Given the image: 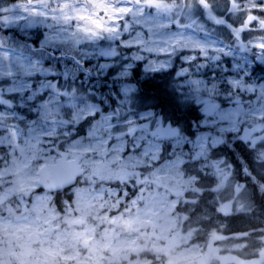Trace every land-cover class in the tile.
Here are the masks:
<instances>
[{"label": "rangeland", "instance_id": "rangeland-1", "mask_svg": "<svg viewBox=\"0 0 264 264\" xmlns=\"http://www.w3.org/2000/svg\"><path fill=\"white\" fill-rule=\"evenodd\" d=\"M34 25L64 42L62 54L95 44L187 73L173 81L199 112L193 135L159 117L149 128L129 116L117 129L107 112L68 129L60 121L77 124L97 108L89 102L66 118L51 93L25 118L7 94L23 95L44 68L29 50ZM10 26L22 32L5 33ZM222 54L239 65L264 58V0H0V264H220L217 252L264 264V211L222 149L241 140L264 172V81L246 79L251 65L223 86L210 80ZM61 150L81 153L84 173L56 201L38 171Z\"/></svg>", "mask_w": 264, "mask_h": 264}, {"label": "snow or ice", "instance_id": "snow-or-ice-1", "mask_svg": "<svg viewBox=\"0 0 264 264\" xmlns=\"http://www.w3.org/2000/svg\"><path fill=\"white\" fill-rule=\"evenodd\" d=\"M29 32L36 31L37 36L28 39L32 40L30 51L39 59L44 68L35 76L28 77L32 80L30 88H25L23 95L20 93H9V98H16L20 101L14 105L17 110H23L26 113L25 118L35 116L34 109H38L39 102L44 98H50V93L59 95V101H54L59 106L64 116L70 117L73 108L81 105H87L89 102L92 107H96L92 115L84 116L77 124H68L60 121L62 127L79 129L80 125L90 123L93 119L100 116L101 112L110 113L109 119L113 122L114 128H121L118 121L125 120L129 116L137 118L138 123L150 122L148 127L152 128L157 123L159 117L160 123L170 125H181L183 113L187 109V101L181 99L184 93L177 92L176 88H183L184 85H169L166 77L174 76L176 79H184L187 73L175 72L172 68L160 66L157 68H148L145 65L147 61L143 58L133 59L131 56L121 53H109L103 47L95 44L81 43L73 50L72 55L65 53L64 42L53 37L51 40L45 39V31L40 30V26H29ZM3 31L8 33L22 30L17 26L13 29L4 28ZM130 47V46H124ZM195 59H202L196 57ZM245 65L234 63V58L221 55L216 58L210 80L220 79L221 85L227 84L226 77L244 71L246 65L248 75L246 79H256L264 81V58L253 60L245 57ZM222 65V67L220 66ZM51 67L52 70H45ZM56 81V87L71 91L75 86L76 93L71 97L67 91L53 93L52 88L42 84L41 81ZM6 78L0 79V85L4 84ZM23 86V82H22ZM39 87V91H33ZM264 87V85H262ZM155 90V91H154ZM0 95H5L0 91ZM170 97L172 108L169 112L164 106L165 98ZM4 107L0 104V109ZM111 113H116L111 115ZM203 115V114H202ZM199 127H212L207 124L198 125ZM135 131L142 132L143 129ZM229 135H231L229 133ZM241 143V141H237ZM187 146V142H185ZM227 147L226 144L219 145Z\"/></svg>", "mask_w": 264, "mask_h": 264}, {"label": "trees", "instance_id": "trees-1", "mask_svg": "<svg viewBox=\"0 0 264 264\" xmlns=\"http://www.w3.org/2000/svg\"><path fill=\"white\" fill-rule=\"evenodd\" d=\"M32 33H37V32L32 31ZM36 36L37 34L34 37ZM19 37H20L19 39H13V37H10V38L15 42L16 45H18L19 43H24V41L21 39L22 36H19ZM165 79L169 85H175L173 81V76L166 77ZM175 90L177 91V88ZM180 98L183 99V97H180ZM186 101H187V109L183 113H181V115L183 116V121L181 125H179L178 127L181 129V131L184 134L193 135L194 132L191 130V126H193V124L197 120H199V112L195 105H193L192 103H189L188 100ZM164 106L167 108L169 112L171 111L172 100L170 97L165 98ZM83 125H80L79 129ZM237 141H241V140H237ZM237 141L233 144V146L230 147L229 151H226L225 148H222L223 152L228 157L231 166L233 165L232 167L237 173L239 180L245 181V183L250 188V191L252 193L254 207L264 211V189H262L260 186H256V183H260V182L264 183V172H261L260 174L256 168L257 166V161L255 159L256 149L248 148L242 142L237 143ZM245 165L247 166L246 168H244ZM241 171H244L248 175L249 178L248 177L240 178L241 176L239 175V173ZM247 171L249 172L247 173ZM63 192L64 190L58 191L55 194L56 201L58 200L59 195H61V193ZM232 219L236 220V217L234 218L232 217L230 221H232Z\"/></svg>", "mask_w": 264, "mask_h": 264}, {"label": "water", "instance_id": "water-1", "mask_svg": "<svg viewBox=\"0 0 264 264\" xmlns=\"http://www.w3.org/2000/svg\"><path fill=\"white\" fill-rule=\"evenodd\" d=\"M68 151H62L55 162L43 165L39 169V183L50 191L61 190L73 185L77 176L84 171L81 166V154L68 158ZM223 261L229 256H222ZM236 260V258H235Z\"/></svg>", "mask_w": 264, "mask_h": 264}, {"label": "flooded vegetation", "instance_id": "flooded-vegetation-1", "mask_svg": "<svg viewBox=\"0 0 264 264\" xmlns=\"http://www.w3.org/2000/svg\"><path fill=\"white\" fill-rule=\"evenodd\" d=\"M218 254H221V253H216V256H218ZM232 255H234V254H232ZM242 261H243V259L241 258V257H239V264H242ZM225 264H236L233 260H230V261H228V262H226Z\"/></svg>", "mask_w": 264, "mask_h": 264}]
</instances>
